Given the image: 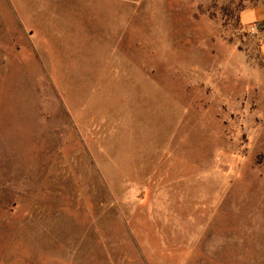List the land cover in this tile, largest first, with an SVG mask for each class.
Segmentation results:
<instances>
[{"label":"rangeland","instance_id":"1","mask_svg":"<svg viewBox=\"0 0 264 264\" xmlns=\"http://www.w3.org/2000/svg\"><path fill=\"white\" fill-rule=\"evenodd\" d=\"M260 8L0 0V257L264 264Z\"/></svg>","mask_w":264,"mask_h":264},{"label":"crops","instance_id":"2","mask_svg":"<svg viewBox=\"0 0 264 264\" xmlns=\"http://www.w3.org/2000/svg\"><path fill=\"white\" fill-rule=\"evenodd\" d=\"M243 21L247 24H258L264 22V8L250 10L243 14ZM263 42L261 45V52L264 58V30L262 31ZM35 222V220H33ZM44 231H46L44 229ZM44 236L39 235V237H30L28 234H15L11 236V241L16 245H22V247H29V242H37L35 248H29L22 250L21 254H17L14 249H6L1 254L0 264H80L83 263L82 260L79 261V251L71 248H63L62 237L56 236V247L55 249H47L46 240ZM52 238V237H51ZM54 239V238H53ZM58 242V243H57Z\"/></svg>","mask_w":264,"mask_h":264},{"label":"built area","instance_id":"3","mask_svg":"<svg viewBox=\"0 0 264 264\" xmlns=\"http://www.w3.org/2000/svg\"><path fill=\"white\" fill-rule=\"evenodd\" d=\"M261 31V26L260 24H254L251 28H250V32L252 34H258Z\"/></svg>","mask_w":264,"mask_h":264},{"label":"trees","instance_id":"4","mask_svg":"<svg viewBox=\"0 0 264 264\" xmlns=\"http://www.w3.org/2000/svg\"><path fill=\"white\" fill-rule=\"evenodd\" d=\"M260 26H261V31H263V30H264V22H262V23L260 24Z\"/></svg>","mask_w":264,"mask_h":264}]
</instances>
